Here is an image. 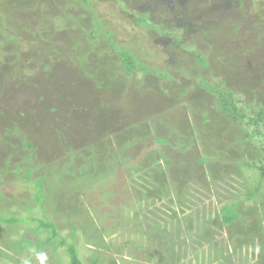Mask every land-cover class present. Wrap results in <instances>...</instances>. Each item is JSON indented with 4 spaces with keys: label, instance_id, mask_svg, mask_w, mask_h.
I'll return each instance as SVG.
<instances>
[{
    "label": "rangeland",
    "instance_id": "obj_1",
    "mask_svg": "<svg viewBox=\"0 0 264 264\" xmlns=\"http://www.w3.org/2000/svg\"><path fill=\"white\" fill-rule=\"evenodd\" d=\"M203 83L257 117L264 0H0V264H71L72 239L82 264H215L217 241L235 250L221 190L241 196L231 226L249 243L230 264H264L263 203L246 201L259 172L242 165L255 143ZM209 168L227 181L210 185Z\"/></svg>",
    "mask_w": 264,
    "mask_h": 264
},
{
    "label": "trees",
    "instance_id": "obj_2",
    "mask_svg": "<svg viewBox=\"0 0 264 264\" xmlns=\"http://www.w3.org/2000/svg\"><path fill=\"white\" fill-rule=\"evenodd\" d=\"M84 2L86 4H88L89 0H84ZM140 22L145 24L144 20H142ZM93 35H95V34H93ZM93 37L95 38L96 36H93ZM120 52H121L122 62L128 71H130V72L131 71H139V72L140 71L141 72H147L148 71V68L144 64L140 63L138 56L134 52H132L128 49H121ZM198 62L203 66L207 65V61H206V58L204 56H198ZM163 75L164 74H162L161 76H163ZM165 77L167 79H170L169 76H165ZM201 86L205 87L211 93H215V94L217 93L218 95H220L217 98V100H218V103L221 105V113L225 114V116H227L230 120H232V122H235L236 124H238L239 126L242 127L243 132H244V134L242 136V140L247 141V142L253 141L255 143V147H253V149L251 147L247 150V151H249L248 154L253 155V160L252 161L248 160V161L242 163V165H244L246 168L255 169L259 172V174H258L259 179L257 181L256 187L254 189L253 188L246 189V191H247L246 192V201L247 200L253 201L256 204V206H258L260 203H263V205L261 204V206H263L262 208H264V198H262L260 196L263 189H264V140H263V142H260V143H259V141H257V139L259 137L264 138V133L261 129V124L264 122V107L258 113L257 117H249V115H247L242 110V108L237 106L236 101H235V97L232 93L220 92L219 87H213V86L207 85L205 83H203ZM250 127H253V129H250ZM203 134L205 135L204 132H203ZM196 141H199V140L198 139L195 140L194 138H192L190 140L191 143H189V144L186 143V144L181 145L180 149H182L183 151H187L191 148V146ZM157 142L160 145H169V147L171 146L170 143L168 141L164 140L163 138H159L157 140ZM28 147H29V149H32L33 145L28 144ZM164 158H166V156H164ZM121 160L126 161L127 159L122 158ZM196 162L200 165L201 164H207V166L208 165L212 166V164L214 163V156H211V155L204 153L203 156L201 158L197 159ZM240 163H241L240 161L237 162V164H240ZM223 168L224 167L222 166L221 169H223ZM209 171L210 172H208V175L207 176L205 175V178H206V180L210 179V181L208 182L210 185H212V184L218 185V184H221V181H223L224 183L227 181L225 179H227L226 175H228V174L225 173V170L223 172L222 171L219 172V170H217V169L213 170V169L209 168ZM238 171H239L238 176L240 174V176H242V178L245 179V177H243V175H242L243 174L242 170L238 169ZM216 172L219 176L218 178H217V176H213V175H215ZM27 175H28V177H30L31 174L28 172ZM149 178L151 179V177L148 176L147 180L149 182H151ZM40 179H45V178H40ZM40 179L38 180V182H41ZM152 182L153 183H151V184H152L153 189L157 188L160 191L161 190L163 191L164 188L167 189L166 186L164 187L163 184H161L160 182H156V180H154V179L152 180ZM176 193L177 192H175V195H176ZM139 194H140L139 195L140 198H142L143 196H144V199L146 198V200L149 198V196L146 195V194H149L148 191H145V192L142 191ZM216 194L218 196V200L222 203V205L220 207V212H219L222 224L224 226H226L227 229L230 230L231 232H233V234H234V236L232 237L233 238L232 241L234 243L232 245H234V248H235L234 253L235 254L234 253L230 254L229 248L227 247L228 250L225 249L224 247L221 246V241L220 242L217 241L219 243V246L221 247V248L217 247V249H219V251L221 253L216 255L214 262H215V264H230L229 260L231 257H233V254L236 255L238 252H240L241 256H242L241 251L243 250L244 247H246V245H249V243L247 244V242H245V243L240 242L239 243V239L244 235V232L243 233L242 232L236 233L237 229L231 226L235 223H238L239 225L243 224L242 221L245 218V215H243V213L240 212V207L244 208V204H242L241 196L238 198H235L236 199L235 200V199L231 198L232 195H229L227 193V190H224V191L221 190V192L216 191ZM158 195L161 196V195H164V193L161 192ZM177 199L181 203H184L183 199L181 200V197H178ZM195 205H200V204H195ZM16 218L17 217L14 216V218L9 220L10 226H14V224L15 225L18 224V222L20 221V218L19 217L17 219ZM5 220H7V219L5 218ZM262 220L264 221L263 218L261 219V221ZM196 221H198V220H196ZM203 223H205L206 225L210 224V222L206 218H204ZM198 226L201 227V224ZM49 229H51V227ZM52 229L53 230L51 232V239L49 241L54 240V239H58L57 241H59L60 245L67 244V240L60 236L59 231L57 230V228L54 225L52 226ZM167 235H168L167 237H169V234H167ZM72 242H73L72 244L68 245V252L70 255V259H71V264H82L80 258L78 257L76 246L74 245L75 243H74L73 239H72ZM168 242L171 244L173 241L171 239H169ZM256 243H257V241L255 240L254 241L255 247L257 245ZM42 246L43 245L41 243L40 247H42ZM248 248H250V247H248ZM225 250H226V256L224 257L222 251H225ZM157 251L159 252L161 250H157ZM231 264H233V262Z\"/></svg>",
    "mask_w": 264,
    "mask_h": 264
}]
</instances>
